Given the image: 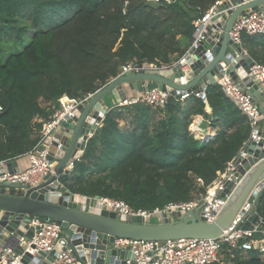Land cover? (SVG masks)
I'll use <instances>...</instances> for the list:
<instances>
[{"label": "trees", "instance_id": "obj_1", "mask_svg": "<svg viewBox=\"0 0 264 264\" xmlns=\"http://www.w3.org/2000/svg\"><path fill=\"white\" fill-rule=\"evenodd\" d=\"M216 1L0 0V161L24 156L38 143L53 113L42 100L59 108L65 95L94 93L128 61H179L191 46L195 20ZM242 45L264 64V34L244 33ZM206 93L207 103L192 94L185 100L170 96L163 108L109 107L83 159L60 181L74 194L124 200L135 210L200 198L252 131L219 84ZM197 115L218 128L215 136L195 135ZM125 119L131 129L121 127ZM263 200L264 192L257 203L264 218ZM211 264H264V258L225 246Z\"/></svg>", "mask_w": 264, "mask_h": 264}, {"label": "water", "instance_id": "obj_2", "mask_svg": "<svg viewBox=\"0 0 264 264\" xmlns=\"http://www.w3.org/2000/svg\"><path fill=\"white\" fill-rule=\"evenodd\" d=\"M240 2L241 0H228L221 7L235 6ZM259 5H264V0L243 4L216 19L213 26L215 33L210 32L200 47L188 57L191 79L186 84L181 82L184 72L180 63L167 70L133 72L110 81L86 105H81L74 117L66 118L57 132L58 138L63 141V147L58 150L55 173H49L35 187L14 184L13 187L20 190V195L0 193V245L7 249L11 240L19 241L22 237L27 239L32 235L33 228L28 223L35 216L51 218L63 225V238L52 255L68 244L89 264H126L125 257H129L130 252L120 251L114 246L116 237L156 240L161 244L170 239L222 237L244 202L249 198L254 203L257 194L255 187H260L259 198L264 192V118L259 122L262 139L251 144L248 149L249 157L243 159V165L238 167L240 176L246 174L240 191L214 222L206 221L200 209L186 214L176 213V219H179L176 222L170 221L165 213L161 214L163 218L157 223L145 222L143 218L135 216L119 217L103 210L100 203H91L90 197L72 193L60 178L63 174L74 171H65L67 166L83 159L89 139L108 113L105 98L114 95L117 102H120L125 97L124 85L136 89L143 84L147 89L154 82L177 97L185 93L205 94L208 87L216 83L221 62H226L230 64L235 80L239 79L241 85L250 87V92L259 99H264V93L250 77L254 58L244 52L242 45L234 43L229 34L240 14L248 13ZM204 136L202 140H207L210 134ZM18 166L15 160L8 164V169L14 171V167H17L18 170ZM3 171L0 168V173ZM255 224H264L257 204L241 227L253 228ZM5 232L15 234L7 237ZM17 251L22 253L21 248H17ZM53 259L50 257V260Z\"/></svg>", "mask_w": 264, "mask_h": 264}, {"label": "built area", "instance_id": "obj_3", "mask_svg": "<svg viewBox=\"0 0 264 264\" xmlns=\"http://www.w3.org/2000/svg\"><path fill=\"white\" fill-rule=\"evenodd\" d=\"M149 1L157 4H173L178 0ZM225 1L228 0H217L195 20V33L191 46L179 61L171 66L128 61L121 67L118 76L112 80L133 72L167 70L180 63L184 72L181 82L183 84L189 82L191 70L188 57L200 47L210 32L215 33L213 26L216 19L224 17L229 10H235L237 7L254 0H241L235 6L222 8L221 6ZM244 33L249 35L264 34V5H259L258 8L252 9L248 13L240 14L236 18L229 32L231 40L242 45ZM243 50L248 53L244 47ZM232 71L230 64L221 62L219 77L214 84H219L225 96L248 118L252 128L251 136L238 154L228 162L226 169L218 172L217 178L208 187L204 195L190 201L170 202L163 208L153 210H135L124 200L109 197H90V202L92 203V200H95V205L100 203L103 210L113 212L119 217H141L145 222L149 223H153V218L160 222L163 218L162 213H165L170 221L176 222L179 220L176 219V213L186 214L196 209L201 210V215L206 221L214 222L237 196L243 184L246 174L240 176L238 167L243 165V159L249 157L248 149L253 142L258 143L262 139L259 134V122L264 118V113H262L264 99H259L250 92V87L241 85L239 79L235 80ZM250 77L258 84L259 90L264 93V64L255 60L254 65L250 67ZM123 88L125 97H122L121 101L117 102V106L146 103L154 107L163 108L168 103L170 96L185 100L192 95L185 93L177 97L171 91L162 89L158 85L149 86L147 89L143 84L136 89L125 85ZM96 92L89 93L81 98H71L67 95L61 98L60 109L55 113L53 112L51 118L44 122L40 132V140L26 154L30 160L26 169L18 167L19 169L17 170V167H14V171H10L8 164L14 160L0 161V168L4 169L3 173H0L1 194L20 195V190L13 187L14 184H26L29 187H35L40 185L49 173H55L58 150L63 147V141L58 138V129L66 118L74 117L80 106L86 105ZM197 96L203 98L207 103V93H199ZM1 110L2 107H0ZM101 123L102 121L98 123V127ZM209 123H211L210 120ZM192 124L194 125V132L197 133V131L201 132L203 130L202 122L198 121V118L195 117ZM76 161L64 170L74 169ZM14 188L18 192L13 191ZM254 190L257 192L254 203H251L249 198L244 202L232 223L220 238L170 239L161 244L156 240L116 237L114 246L120 251L130 252V256L125 257L126 264H211L219 261L225 246L228 247L230 252L234 250H242L243 252L255 250L264 258V229L261 228L262 224H255L253 228L245 229L241 227L247 220L253 206L258 203L260 187L257 186ZM28 224L33 228V233L27 239L22 237L19 241L11 240L7 249L0 245V264H89L82 260L75 249L68 244L52 255L64 234L63 225L58 221L35 216ZM5 233L7 237L15 234L14 232ZM258 233L262 234L259 238L256 237ZM17 248H21L22 253H19ZM50 257L54 259L50 260Z\"/></svg>", "mask_w": 264, "mask_h": 264}, {"label": "crops", "instance_id": "obj_4", "mask_svg": "<svg viewBox=\"0 0 264 264\" xmlns=\"http://www.w3.org/2000/svg\"><path fill=\"white\" fill-rule=\"evenodd\" d=\"M140 86H141V84H140ZM150 86H157V84H154V83H150ZM140 88H142V87H140ZM136 92V91H135ZM105 101H106V105H107V108L109 109V107H113V106H115L117 103L116 102H114L115 101V99H114V95H109V96H107L106 98H105ZM206 110H207V112L209 113V114H211L212 113V107L209 105V104H207V107H206ZM198 116V117H197ZM197 116H195L196 118H198V121H201L202 122V131L201 132H199V131H197V133L196 132H194L195 133V135L199 138V139H203L205 136L204 135H207V134H210V137L209 138H212L213 136H215L216 134H217V130H218V128H216V127H214L213 125H212V123H209V120L208 119H206L203 115H197ZM194 117V118H195ZM191 130H192V128H191ZM207 139V138H206ZM17 161L18 162V164H19V168L20 169H26L28 166H29V163H30V160H29V157H28V155H24V156H21V157H19V158H16V159H14V161ZM240 191V190H239Z\"/></svg>", "mask_w": 264, "mask_h": 264}, {"label": "rangeland", "instance_id": "obj_5", "mask_svg": "<svg viewBox=\"0 0 264 264\" xmlns=\"http://www.w3.org/2000/svg\"><path fill=\"white\" fill-rule=\"evenodd\" d=\"M29 41H30V40H29ZM29 41H28V43H29ZM28 43H27V44H28ZM22 47H23V46H22ZM24 47H25V45H24ZM20 50H22L21 47H19L18 49H16V50L13 51V52H19ZM5 58H7V56H6ZM152 83H154V82H152ZM154 84H156V83H154ZM110 96H111V95H110ZM114 99H115L114 102L117 103V99H116L115 96H114ZM41 103H42V106H43V107L48 108V109H51L52 112H54V113H55L58 109H60V107H59V108H56L55 105L50 104V103H48V102H45L44 100H42ZM60 105H61V104H60ZM39 121H41V120H39ZM121 127H122L123 129H131V128H132V127L130 126L129 121H128L127 119L121 121ZM191 128H192V131H193V130H194V129H193V128H194V125H193V124L191 125ZM66 175H67V174H63V175L61 176L60 179H62V177L65 178ZM13 191L18 192L15 188L13 189ZM92 203L95 204V203H96L95 200H92ZM263 203H264V200H263ZM157 222H159V221H157L156 218H153V223H157Z\"/></svg>", "mask_w": 264, "mask_h": 264}, {"label": "bare ground", "instance_id": "obj_6", "mask_svg": "<svg viewBox=\"0 0 264 264\" xmlns=\"http://www.w3.org/2000/svg\"><path fill=\"white\" fill-rule=\"evenodd\" d=\"M189 76V75H188Z\"/></svg>", "mask_w": 264, "mask_h": 264}]
</instances>
